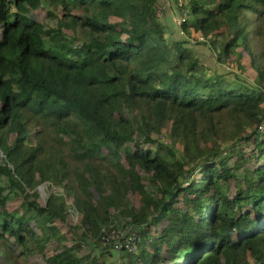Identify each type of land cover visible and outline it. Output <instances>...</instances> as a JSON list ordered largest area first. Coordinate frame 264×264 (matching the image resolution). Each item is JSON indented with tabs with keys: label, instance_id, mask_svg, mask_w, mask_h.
Here are the masks:
<instances>
[{
	"label": "trees",
	"instance_id": "trees-1",
	"mask_svg": "<svg viewBox=\"0 0 264 264\" xmlns=\"http://www.w3.org/2000/svg\"><path fill=\"white\" fill-rule=\"evenodd\" d=\"M160 1L0 0V264H264V0Z\"/></svg>",
	"mask_w": 264,
	"mask_h": 264
},
{
	"label": "rangeland",
	"instance_id": "rangeland-1",
	"mask_svg": "<svg viewBox=\"0 0 264 264\" xmlns=\"http://www.w3.org/2000/svg\"><path fill=\"white\" fill-rule=\"evenodd\" d=\"M162 2L165 3L164 6ZM160 3H161V6L159 7V14L160 16L163 17L164 24L168 26L169 31L172 34V36L177 39L185 40L186 36L182 32L181 25L179 24L181 14L176 7L174 8L172 0H161ZM51 14L52 15L54 14L59 17L62 16L61 11L59 12L55 11L54 8L49 4V2L44 1L42 2L39 8L37 9L30 8L29 16L37 20L43 25H46L49 27H56V22L53 21ZM74 14H76V12ZM66 33L73 34L71 31H67ZM191 46L193 47V50L196 52V54L199 55L207 63L209 67H213V68L216 67V59L214 55L207 48L203 46H199V45H191ZM39 189L42 190V186L39 187ZM118 229H121L122 231H124L121 225L118 227ZM107 245L111 246V243H107Z\"/></svg>",
	"mask_w": 264,
	"mask_h": 264
},
{
	"label": "built area",
	"instance_id": "built-area-1",
	"mask_svg": "<svg viewBox=\"0 0 264 264\" xmlns=\"http://www.w3.org/2000/svg\"><path fill=\"white\" fill-rule=\"evenodd\" d=\"M186 19V15H181L179 24L182 26ZM261 129L262 131L264 130L263 124ZM118 227L119 225L117 227L112 226L109 233L104 237L107 243H111V249L116 253H120L124 248L130 249L135 241V228H128L122 231Z\"/></svg>",
	"mask_w": 264,
	"mask_h": 264
},
{
	"label": "crops",
	"instance_id": "crops-1",
	"mask_svg": "<svg viewBox=\"0 0 264 264\" xmlns=\"http://www.w3.org/2000/svg\"><path fill=\"white\" fill-rule=\"evenodd\" d=\"M172 3H174V2H173V0H172ZM162 4H163V6L165 5V3H164V2H162ZM162 18H163V17H162Z\"/></svg>",
	"mask_w": 264,
	"mask_h": 264
}]
</instances>
